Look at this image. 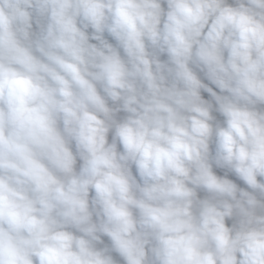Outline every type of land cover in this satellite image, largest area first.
Instances as JSON below:
<instances>
[{"label":"clouds","instance_id":"9594fccd","mask_svg":"<svg viewBox=\"0 0 264 264\" xmlns=\"http://www.w3.org/2000/svg\"><path fill=\"white\" fill-rule=\"evenodd\" d=\"M0 264H264V0H0Z\"/></svg>","mask_w":264,"mask_h":264}]
</instances>
